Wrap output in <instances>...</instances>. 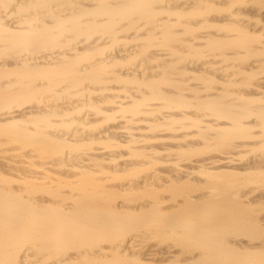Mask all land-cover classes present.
<instances>
[{
	"label": "bare ground",
	"instance_id": "6f19581e",
	"mask_svg": "<svg viewBox=\"0 0 264 264\" xmlns=\"http://www.w3.org/2000/svg\"><path fill=\"white\" fill-rule=\"evenodd\" d=\"M259 26L264 0H0V264H264ZM167 180L201 191L169 204Z\"/></svg>",
	"mask_w": 264,
	"mask_h": 264
},
{
	"label": "rangeland",
	"instance_id": "374dc122",
	"mask_svg": "<svg viewBox=\"0 0 264 264\" xmlns=\"http://www.w3.org/2000/svg\"><path fill=\"white\" fill-rule=\"evenodd\" d=\"M259 24H262V23H260L259 22ZM229 29H231V31H232V28L231 27H228ZM228 28H225V30H227ZM257 27H255V29H256ZM259 28V29H258ZM257 28V30H260V31H252V32H249V33H251L252 35H254L255 37V39H258V41H260V40H263L264 39V27H262V26H259ZM228 32H229V30H228ZM262 32V33H261ZM259 33H261V34H259ZM256 34H258V35H256ZM263 35V36H262ZM259 37V38H258ZM254 40V39H253ZM177 59V57L176 56H174L173 57V59ZM248 57L247 56H244L243 57V59H247ZM175 59V60H176ZM260 76H262V77H264V73H260ZM249 82H251V83H249ZM249 82H247V84L246 83H243L242 84V87L244 88V87H246L247 89L249 88V87H251V84H253L255 81L254 80H249ZM212 85H214V83H213V81H209V85H208V87H207V90H209L210 89V87L212 86ZM245 89V88H244ZM250 114V113H249ZM251 115V114H250ZM103 125V124H102ZM102 127V126H101ZM101 127H99V129H101ZM0 137H2V136H0ZM25 146V145H24ZM23 145L21 146V148L22 147H24ZM96 147H101V148H103V145H101V144H97V145H95ZM218 145H216V146H214V147H217ZM8 147V145H5V149ZM8 149V148H7ZM20 149V148H19ZM58 149H59V147L58 148H56V150L58 151ZM106 150V149H105ZM72 151V150H71ZM81 151V150H80ZM125 151V150H124ZM208 150H204V151H201V152H198L197 154L196 153H189V154H187L186 152L185 153H176L174 156H173V154L175 153L174 151L173 152H165V153H163V155H164V158L163 159H165L164 161H162L163 159L160 157V155L158 156V157H160V161L159 162H157L156 164H154V166H152V167H150V168H145V169H143V170H138V171H136V172H139V171H141V172H139L138 173V176L139 175H142V174H145V172H152L153 174L154 173H156V174H154L155 176L157 175L158 176V179L160 180H163V179H165L166 180V178L167 177H169L170 176V174H171V171L174 169V165H175V163H178V161L180 162V163H183L184 162V160H187V156H189L188 157V159L189 158H196V157H198L199 155H201L202 153L204 154L205 152H207ZM75 152V150H73L72 151V154H78V153H84V151H81V152H79V149L78 150H76V153H74ZM127 152V151H126ZM125 152V153H126ZM257 152H259V153H261V151L260 150H255V151H253V153L252 152H249V153H247L249 156L250 155H253V154H257ZM169 153V154H168ZM251 153V154H250ZM60 154V153H59ZM127 154V153H126ZM80 155V154H79ZM166 155H170L169 157H167ZM173 156V158H172V156ZM194 155V156H193ZM162 156V155H161ZM165 156H166V158H165ZM178 156H182L181 158H179ZM163 157V156H162ZM175 157H176V159H175ZM127 158H129L128 157V154H127V157H123V158H120L119 160H117V162H122L123 160H125V159H127ZM169 158V159H168ZM162 159V160H161ZM171 159V160H170ZM183 159V160H182ZM1 160V159H0ZM169 160V161H168ZM182 160V161H181ZM49 161V160H48ZM166 161H168V162H166ZM0 163H1V161H0ZM161 166V167H160ZM162 166L164 167L165 166V168H163L164 170H165V172L166 173H164V175H162L163 173L161 172V170H160V173L158 172L159 170V168L161 169L162 168ZM169 166H171V167H169ZM158 169H157V168ZM61 169L62 170V172H63V170L65 169V168H68V167H66V166H64V165H59V166H55L54 167V169L57 171H55L53 168V173H52V176L51 177H53V178H55V182H54V184H53V188H60V190H62V191H64V190H66V191H64V192H67L68 193V191L69 192H71V191H73V190H71L67 185H64V184H62L63 182L61 181L62 180V178H59V177H61L58 173H60L61 172V170H59V169ZM34 170L33 172H37L38 171V174H36L37 176L38 175H40L39 177H42V176H44V173H42V175L40 174V172H44V169L43 168H30L29 170ZM51 169V170H52ZM155 169H157V171H154ZM162 169V170H163ZM67 169H65L64 171H66ZM72 171L71 172H75L74 173V177L73 176H71L70 177V180H73V181H75L77 178H80V176H83V175H81V173L83 172V169H81L82 170V172L80 171V168H77V166H76V168H73V169H71ZM163 170V171H164ZM54 171H55V173H54ZM154 171V172H153ZM192 172H194L195 173V175L197 176V177H200V178H202V177H204V174L202 175L201 173H202V171H200L199 169H196V170H192ZM79 175H78V174ZM158 173V174H157ZM54 174V175H53ZM75 174H76V176H75ZM129 173H126V174H121V176H122V178L121 179H129L128 177H131V175L133 174V173H131V174H129ZM159 174H160V176H159ZM24 175V174H23ZM167 175H169V176H167ZM56 176V177H55ZM102 176V175H101ZM100 176V177H101ZM106 176V177H105ZM156 176V177H157ZM99 177V176H98ZM103 177H105V179H104V183L106 184H104L105 185V187L106 186H108V185H112L111 186V188H114L113 186H116L114 183H119V182H117V181H115V180H117V179H114L115 177H113V174H103ZM107 177H109L108 179H107ZM6 179H10V182H11V184H21L20 183V181H18V179H14L13 177H7L6 176ZM58 179V180H57ZM107 179V180H106ZM256 179V178H255ZM0 180H1V178H0ZM69 180V181H70ZM165 180H163L164 182H165ZM45 181H50V179H46V180H44V182ZM24 182H25V180H24ZM32 182H34V181H32ZM41 182V181H40ZM39 182V183H40ZM163 182V183H164ZM28 183H31V182H28ZM32 184V183H31ZM70 184V183H69ZM118 186V185H117ZM163 188H161L160 190L155 186V187H153L152 188V191L151 192H153V193H157L159 196L161 195H163V196H165V198H166V201H167V203H171V202H173L174 200H177V199H181V194H182V192H185V193H187V194H196V193H198L199 191H201V190H197V189H200V188H195V186L196 185H194V184H182L181 186H176L175 184H173V183H171L170 181H168L167 180V183H164L163 184ZM260 186H262V184H260V183H257V184H251V187H255L256 189V191L255 190H252V191H254V192H257V190L258 189H260V188H258V187H260ZM109 187V186H108ZM171 187V188H170ZM177 187H180V191L177 189ZM155 188V189H154ZM168 188V189H167ZM197 191V192H196ZM137 191H131V192H128L127 193V195L125 196V198H119V199H121V200H126V201H129V200H131V198L132 197H135L136 195H137ZM68 194H70V193H68ZM41 196V197H47V200H51V194H47V193H44V192H39V193H37V195L36 196ZM50 198V199H49ZM164 198V199H165ZM60 200V205H64V204H66L68 201V203L67 204H73V199H71L70 197H66V198H64V199H59ZM147 200H151V202L153 203V201H154V198L153 197H151V199H147ZM155 202V201H154ZM264 208H261V211L263 210ZM260 210V209H259ZM261 214L262 213H264V211L263 212H260ZM157 217L158 218H160L161 217V215L160 214H157ZM153 224L155 223V225L157 224V223H159L158 221H153L152 222ZM153 224H151V226H154ZM121 235H122V233H121ZM121 235H119L118 234V236L117 237H120ZM156 241H159V242H156ZM162 242H165V243H169V242H172L173 244H178V242H177V240L176 239H174V238H172V237H164V238H160V237H155V236H151L148 240H146V241H144V242H142L141 243V246L139 247L140 248V250H144V251H150L151 250V252L152 251H154V250H157L158 248H157V246H161L160 245V243H162ZM152 244L150 247H152L151 249H150V247H148L150 244ZM156 243V244H155ZM145 245H147V247H143V246ZM157 245V246H156ZM154 246H156V247H154ZM138 248V249H139ZM144 248V249H143ZM147 248H149L148 250H147ZM157 251H159V250H157ZM155 253V252H154ZM171 254H169V255H167V257L168 256H170ZM158 256H159V258H161L162 259V257H164V259L166 258V256H163V254L162 255H160V254H158ZM172 256V255H171ZM159 258H158V262L156 263V264H164V263H161L160 261H159ZM53 259H55V258H53V257H51V258H49V260L48 261H52ZM160 259V260H161ZM167 259V258H166ZM167 260H169V259H167Z\"/></svg>",
	"mask_w": 264,
	"mask_h": 264
}]
</instances>
